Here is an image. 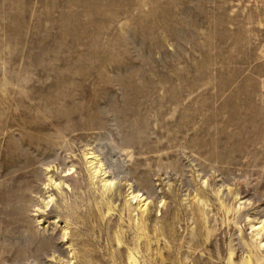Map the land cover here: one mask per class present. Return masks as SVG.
Masks as SVG:
<instances>
[{
    "label": "rangeland",
    "instance_id": "1",
    "mask_svg": "<svg viewBox=\"0 0 264 264\" xmlns=\"http://www.w3.org/2000/svg\"><path fill=\"white\" fill-rule=\"evenodd\" d=\"M205 14L216 17V30L197 24ZM65 25L71 36L61 35ZM240 25L246 36L237 42ZM229 73L239 75L235 88L255 82L252 100L263 108L238 137L243 150L210 162L184 149L180 171L164 159L148 177L149 155L125 146L135 96L153 104L165 91L191 82L204 89ZM72 77L76 106H68H88L101 126L70 111L61 142V124L40 115ZM169 78L174 86L164 88ZM11 88L22 94L8 100L18 131L7 137L0 95V264H264V232L255 235L264 226V0H0V94ZM20 103L31 107L34 129L24 128ZM139 112L140 122L153 115L143 105ZM216 126L223 136L238 130ZM95 144L114 170L109 189L101 175L89 178L85 153Z\"/></svg>",
    "mask_w": 264,
    "mask_h": 264
},
{
    "label": "bare ground",
    "instance_id": "2",
    "mask_svg": "<svg viewBox=\"0 0 264 264\" xmlns=\"http://www.w3.org/2000/svg\"><path fill=\"white\" fill-rule=\"evenodd\" d=\"M203 17L204 20L197 22V24L207 22L209 27H211V31L216 30L218 25L216 17L209 16L208 14H205ZM187 21L192 22L193 15H190V17H185L184 23ZM244 29L245 27L243 25L239 26V32L234 37L237 42L241 41L243 37L246 36V33L243 32ZM71 34V25H65L61 30V35L65 37L68 35L71 36ZM210 36L211 35L206 36L203 39V46H206L212 42L211 39H213V36L212 38H209ZM242 58H247L246 52H242ZM177 73L179 72L177 71ZM238 77V73H229L227 76H223L222 80L219 81L216 77H210L213 86L209 85L210 80L207 79L206 83L204 84H208L209 87L204 89H200L202 85L191 82L186 86L189 90L176 89L172 91H165L169 94L162 93L158 95L153 104H145L144 101L141 103L139 96H135V98H137L140 103L137 107L138 113L134 117L136 120H133L135 123H131V125L133 124L134 126V131L130 134L129 140L125 146L132 148L135 152H143L144 154L149 155L148 159H150V163L147 171L148 177H150V173L154 171V168L151 166V164H156L157 166L162 167L164 159H167L169 163L174 165L175 170L180 171L181 151L184 149L189 150L195 153L198 157L210 162H212V159L218 162L222 160L224 162H229V160L233 158L232 154H234V152H240L243 150L237 141H243L244 139L238 137L242 134L243 128L251 127L255 124L256 120L261 115L263 108L258 106V104L252 100L253 94L255 95V90L257 89L254 86L255 82H252V84L249 86L238 89L234 86V82ZM200 78H205L203 72H201L199 76L197 74V81ZM71 86H76V81L73 79V77L67 90H63L57 94H52L51 96L48 95L46 97L45 101L48 102V105H45V108L42 109L43 112H41L40 115L41 119L45 120V124H61V127L55 130V139L57 141H61L62 134H65L68 131L66 125L67 123L65 122L70 119V111H75L81 121L89 122V126H101L100 121L93 115L91 109L88 106L80 105V109L68 106V104L76 106L74 100L71 101L68 97L69 92L75 88ZM168 86L171 88L174 86L170 78L165 82L164 88ZM21 94L22 92L20 90H15L13 88L4 89L2 94H0L2 102L7 101L5 105H3V126L6 130V137L9 135L11 128H14L16 131H18V129L13 124L11 112L12 105L16 106V103L15 101L11 102L8 100L13 97H21ZM199 95L204 97V101L194 100ZM140 96L142 100L146 98V96L143 94ZM169 96L170 98L166 101V98ZM64 97H66V100H64ZM53 102H61L64 103V105H58L57 107L53 108V105L51 106V103ZM142 105L145 107L146 112L152 111L153 109V115L147 116L145 120L143 119L144 116H141L140 118L142 120L140 122L139 111ZM20 106L27 109L28 111V123L24 128L34 129L36 127L35 123L38 122L32 121L33 112L31 107L22 105L21 103ZM227 109L230 110L227 111L228 113L226 116H223V113L226 112ZM17 110L18 108L16 106L15 115L17 114ZM216 122H225L228 125L234 124L238 127V130L237 132L233 131L223 136L222 132H215V130H219L217 128L218 126H216ZM61 128L62 130L58 132V130ZM28 136L33 137L29 134ZM24 141L25 136L23 129L20 142L23 143ZM6 142L7 146H5L4 150V160L5 162H9L11 159L12 144L9 139L6 140ZM93 148H95V150L85 153V156L90 154L87 157V159L90 158V161L88 162L89 167L91 168L89 171V178L91 182L94 183V179L96 181L97 176L101 175L99 182L104 189H109L115 185L112 180L109 181L110 176H112L114 173V170L111 167V163H108L106 159H101V157H98V155L94 154L96 151L99 152L98 144H95ZM60 149L64 150L65 145L63 144ZM27 161L32 160L28 159ZM106 168L109 169L107 170ZM50 182L52 183L49 184L50 186L54 185L55 178H50ZM137 197L138 196L132 194L131 199ZM66 208L73 211L75 210L73 206H68V204ZM88 221L89 215H84L83 222ZM256 229L258 231L255 235H258L260 230L264 232V226L262 224H258ZM260 242L261 241H259V243ZM247 263L250 264L249 261Z\"/></svg>",
    "mask_w": 264,
    "mask_h": 264
}]
</instances>
